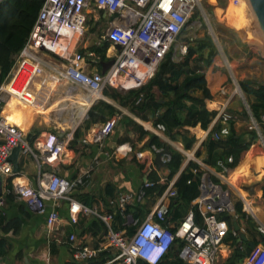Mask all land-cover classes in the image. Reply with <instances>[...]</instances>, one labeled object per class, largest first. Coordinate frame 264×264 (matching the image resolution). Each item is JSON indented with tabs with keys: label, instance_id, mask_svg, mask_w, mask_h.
<instances>
[{
	"label": "built area",
	"instance_id": "1",
	"mask_svg": "<svg viewBox=\"0 0 264 264\" xmlns=\"http://www.w3.org/2000/svg\"><path fill=\"white\" fill-rule=\"evenodd\" d=\"M93 3L112 18L105 31V39L110 42L112 51L107 56L113 59V63L104 73L88 72L81 66L83 55L75 51L76 40L86 30V8L90 0H44L24 47L0 84V176L7 183L8 177L18 175L13 172L9 160L12 149L18 146L19 155L29 154L34 158L38 171L34 184L15 185L16 194L30 211L46 214V224L54 227L59 219L58 207L61 201H66L71 223H77L80 216L101 222L102 231L93 244H84L75 235L69 236L70 251L74 257L69 264H159L165 255H160V252L152 254L147 245L158 247L161 251L168 244L167 248L171 249L177 240L176 254L184 263L219 264L232 252L234 238L237 242L242 241L239 240V227L233 229L230 220L234 223L239 215L257 219L251 206L252 197L258 195L257 186L253 195H249L246 188L233 185V189H227L221 186L224 184L221 179L225 177L226 182L231 184L227 180L230 168L226 162H232V156H228L226 162L221 159L216 162L219 181L201 175L200 194L177 219L179 221L171 217L169 203L166 202L177 196L173 182L159 195L156 203L145 205L149 195L147 189L153 185L148 178L140 183L137 191L119 192L114 198H109L108 208L103 209L99 205H86L74 195L86 185L90 171L73 178L61 176L57 171L60 156L72 140V131L65 136L55 131H43L30 139L26 131L2 115L8 98H14L28 107H38L41 104L40 92L46 96L53 82L67 83L69 97L71 89L83 91L88 98V106L102 99L103 90L108 86L119 90L140 88L154 77L159 64L186 28L193 10L200 11V0H94ZM186 49L183 45V53ZM42 50L66 60L65 64L60 63L61 66H53L44 77V63L40 57ZM120 72L134 77L131 78L134 84L120 85ZM41 75L39 89L34 87V81ZM230 82L233 85L231 96L237 95L244 104L249 118L247 128L256 131L258 138L264 141L261 123L253 116L239 82L234 79ZM142 99L141 92L134 102L139 103ZM157 114L155 112V116ZM120 118V114H116L100 124L94 136L95 142L110 135ZM235 118L225 106L219 108L209 124L212 125V138L218 141L226 138L230 132L229 125ZM261 118L264 121V115ZM139 123L145 131L157 137L166 132L163 123H154L153 120ZM217 124L219 129H215ZM121 148L119 146L117 150ZM192 148L184 149L178 144L172 149L179 151L184 161L197 163L200 169L204 163L194 156ZM148 149L150 153L157 154L165 148L150 144ZM142 154L138 153L140 159L144 158ZM94 160L96 164L99 162L97 158ZM169 161L168 151L161 155V162L166 166ZM45 165L49 166L48 170L43 169ZM2 203L1 194L0 205ZM236 203H241L243 214L237 212ZM138 211H143V216ZM257 231L264 241V222L257 224ZM239 264H264V246L251 248Z\"/></svg>",
	"mask_w": 264,
	"mask_h": 264
},
{
	"label": "crops",
	"instance_id": "2",
	"mask_svg": "<svg viewBox=\"0 0 264 264\" xmlns=\"http://www.w3.org/2000/svg\"><path fill=\"white\" fill-rule=\"evenodd\" d=\"M88 8L89 7L87 6L86 14L90 13L95 20L99 18L97 12H101L103 20H105V22L110 21L111 16L95 7L94 3L92 4L90 10ZM251 25L253 26V23ZM246 28L247 30L244 31L246 32L244 39L248 38V33L250 35L249 38L255 36L256 40L261 43H256L255 47L257 49L258 47H262L264 53V40L261 37L258 29L253 27ZM85 32H87V28ZM241 37L242 36L239 37L240 40ZM93 44H98V42L92 40L91 37H87V35L84 34V36L76 40L75 51L80 52L83 55L81 66L84 68V70L88 72L97 71L102 73V65L98 62V58L93 57L94 54L87 50V48ZM111 51V47H109L107 49L106 56H110ZM40 57L44 63L43 77L47 75L49 71H52L53 66H61L60 63L65 64L66 62L65 59H60L52 52L44 50L41 51ZM174 59L177 60V57H174ZM218 64L226 76L224 79L225 82L217 85L214 88L212 91V97L205 100L206 106L209 109H214L216 112L219 110V108L225 106L229 112L236 116L234 121L231 122L233 128L236 130V132L246 136L247 115L245 111H243V107L240 102L241 99L237 95L231 96L232 89L226 88V86L228 87V85H230L229 71L227 70V66H224L220 60H218ZM259 65L264 67V57H243L242 59L233 61V66L243 69L239 71V69L236 68V72L239 74V77L242 78L240 81L244 79H254L257 81V78L261 74L260 67L258 68ZM223 66L225 67L226 71ZM262 74H264V72H262ZM129 77H126V79ZM41 78L42 75L35 79L34 87L40 85ZM180 79H182V76ZM132 82L133 81H131V83ZM64 84L66 83L63 81H59L58 83L53 82L49 92H46V96L43 92H40L39 99L41 104L37 108L28 107L24 104L18 103L16 100H14V98H8L6 103L3 105L2 115L4 117L7 115L12 119L9 120L10 122L21 127L30 136H35L36 134L43 131H55L60 136H65L66 133L72 131L71 142L73 141V144L71 146L69 144L64 153L61 154V159L59 160L60 162L57 165V171L61 176L66 178H73L77 175L90 171L86 185L82 186L74 193L75 197L79 201L86 205H99L105 209V207H107L108 199L114 198L119 192L137 191L140 183L145 178H148V174L152 171H154L160 178L159 183L165 185V189L168 188L170 183H177V180L181 176L182 172L186 169L189 162L183 160L179 170L171 178H169V172L166 166L162 165L159 167L155 161L156 154L150 153L148 149V140L151 133L146 131L140 135L138 129H136L137 126L143 129L139 121L153 120L152 115L149 114V112L146 113V118L138 116L132 110V104L130 102H120L118 99H115L114 97L107 94H103L104 97L102 99L95 100L94 103L88 106V98L84 92H82L83 95H75L74 92L80 89H71V96L69 97V94L66 90L67 87H61V85L64 86ZM60 87L61 90H59ZM223 89L224 93H221ZM129 90L130 89H120L118 91H120L122 94H125ZM56 92H58L60 96V101L66 99L67 101L73 103L74 107H76L75 101L83 102V104L80 105L76 111L75 116L71 119V127L68 125V127L62 129L63 126L61 125L63 123H61V125L56 124L57 113L50 112L52 104L44 108L45 112L43 108H40V106L42 107V105H45L49 101L50 97ZM152 92L155 94V96H160V98L162 97L156 86L152 87ZM191 94L197 97H202V91L199 89H193ZM236 97H238L240 100H238ZM100 103H106L111 108L107 109L104 107L105 109H103V113H97L96 111L93 112V120L88 123V112L91 106L98 105ZM189 103L190 102L187 101V104ZM57 109L59 110V107H57ZM116 114H120L121 118L116 124L114 131L110 135L104 137L100 142H95L94 136L96 135L100 124ZM62 121L65 120L63 119ZM211 127L212 125H209L205 130H201L200 128L185 127L183 129L176 130L175 133H173L176 134L175 139L171 138L167 132L161 133L158 135V138L165 142L170 148H175V146L178 144L183 145L181 134L185 129H187L188 132L185 134L189 136L195 135L196 137V141L192 149L194 151V156L204 163V166H200L203 174L212 177V179L215 181H219V178H217V175L220 173L218 168L205 162L207 150L203 142L207 140ZM75 131H77L76 138H74ZM256 145L257 142L252 143L251 148L246 155L247 159H257V152L255 150ZM119 146L122 148L117 150V147ZM138 153H143L142 155L144 158L140 159L138 157ZM95 158L99 160L97 164L95 163ZM18 165L20 167V173L13 176V180L10 182L11 189L8 190V179L7 183L3 180V203L0 205V222L2 226H7L9 222L16 225L18 222L19 230L17 233H14L13 227H10L8 230H4L0 226V239H4L10 243V248L0 256V264H69L73 262L74 257L72 255V251H70L71 242L69 241V236L75 235L77 239L82 240L84 244H93L95 242L94 239L102 231L101 222L93 218H85L80 216L77 223H71L67 210L68 204L66 201H61V204L58 207L59 219L57 220L54 227H49L46 224V214H39L30 211L25 202L20 199L15 192L16 183L34 184L35 178L38 174L36 162L31 155L20 154L18 157ZM260 165H263L264 167V162L255 161L236 172H232L234 170L230 169L227 175L233 174V176L237 177L239 173L242 172H244L246 175L248 174V170L250 171V174H252L253 169L255 167H259ZM43 169L48 170L49 166L45 165ZM255 182V179L252 177L247 181H242L241 184L234 186L236 188H246L252 184H255ZM222 185H225V188H227L225 183ZM256 186V193H258V195L255 194ZM253 189L254 192L252 194L249 193L248 189L247 191L249 195L255 194L251 199V206L255 211L257 219H254L251 216L246 218L243 217V215H239L236 219L239 232L245 235L246 241L237 242L235 240V244L232 247V252L235 249L244 251L246 250L243 258L254 246H264V241L257 231V224L259 222H264L263 189L260 187V185H258V183ZM148 194L149 195L145 204L146 206H150L151 204L153 205L154 202L156 203L160 195L157 192H151ZM177 198L178 197L176 196L166 200L170 206V215L176 220L182 217V215L190 208L189 206L186 210L180 212V206L178 202H176ZM87 202L90 203L88 204ZM173 202L174 205L171 207ZM47 204L49 209L50 202L48 201ZM241 209L243 211L242 206ZM139 214L143 216V211H140ZM240 217H242L241 220H239ZM92 220H95L97 223H99L101 227H90L91 225L89 226V224ZM230 224L232 225V228L235 229L233 220H230ZM77 239L75 240V243L77 242ZM249 241L254 243L253 247L249 246ZM177 247L178 240L172 245L169 251L170 258H172V255L176 251ZM229 255H227V257ZM227 257L224 259H227ZM170 258L167 257V260L169 261ZM243 258L235 264H239ZM162 261L166 263V259Z\"/></svg>",
	"mask_w": 264,
	"mask_h": 264
},
{
	"label": "trees",
	"instance_id": "3",
	"mask_svg": "<svg viewBox=\"0 0 264 264\" xmlns=\"http://www.w3.org/2000/svg\"><path fill=\"white\" fill-rule=\"evenodd\" d=\"M43 2L44 0L0 1V84L4 81L11 69L18 53L24 47ZM184 30L185 29H183V31ZM109 47L110 42L107 39H103L100 43L88 47L87 50L92 52L94 54L93 57H97L98 62L101 63L111 59L106 56ZM205 51H207V54H205ZM174 57L175 55L173 56L170 50L159 64L154 77L140 88L130 89L125 94L109 86L103 90V94L110 95L120 102H130L132 104V110L138 116L146 118V113L149 112V114L152 115L153 122L163 123L166 127V132L173 139L176 138V134L173 133L185 127L200 128L201 130L208 128L216 115V111L214 109H209L206 106L205 100L212 97L214 88L224 83L226 77L224 72L220 69V65L218 64L219 55L209 36L199 38L195 45L189 44L184 54L179 53V55H177V60L174 59ZM181 76L182 79H180ZM239 84L247 97V102L253 116L261 123L262 135L264 136V121L261 118V116L264 115V81L258 83L251 79H244L240 81ZM153 86L158 88L160 95H162L161 98L160 96H155L152 92ZM226 88H231V84L228 85V87L226 86ZM193 89L201 90L202 97L192 95L191 91ZM141 92L143 93V99L139 103H135L136 97ZM187 101L190 103L187 104ZM82 104L83 102L78 103V101H75L76 109L71 111V117L68 123L69 127H71V119L75 116L76 111ZM104 107L107 109L111 108L106 103L91 106L88 112V123L93 120V112L103 113ZM155 112H158L156 116ZM219 127L220 125L217 124L215 129H219ZM229 127V135L222 140H215L212 138L211 134H208L207 140L203 142L207 150L205 162L218 168L216 162L219 159L226 162L227 157L232 156L233 161L230 163L226 162L229 168L234 170L232 172L241 170L246 165L255 161L264 162V159L255 158L249 160L246 157L252 143L258 138L256 131L247 128V135L244 136V134L236 132L232 123H230ZM136 129H138L140 135L146 132L139 126H137ZM187 132L188 130L185 129L181 134L182 144L184 149H191L196 141V137L195 135L189 136L185 134ZM76 137L77 131L74 132V138ZM31 138H33V136H30V139ZM72 144L73 141L70 142V146ZM150 144H155L159 148L169 147L165 142L161 141L153 134L150 135L148 140V146ZM169 153L170 161L166 164V168L169 172V178H171L179 170L183 161V155L170 147ZM192 169L196 171H192ZM202 174L203 171L199 169L197 163L189 161L186 169L177 180V183L174 184L178 197L176 202H178L180 206V212L191 206L192 200L200 194ZM12 178L13 177L8 178V190L11 189L10 182ZM148 179L153 182V185L147 189V193L157 192L160 194L165 189V185L159 183L160 178L154 171L148 174ZM217 181L218 180H216V182ZM221 186L225 188V185ZM261 188L263 189L264 196V184ZM87 203L89 204L90 202ZM173 205L174 202L171 207H173ZM236 210L238 213L243 214L239 203H236ZM0 226L4 230L13 227L14 233H17L19 230L18 222L16 225L9 222L7 226H2L0 222ZM89 226L101 227L95 220H92ZM9 248L10 243L4 239H0V256ZM245 253L246 250L235 249L227 259L224 260L223 264H235L243 258ZM169 254V252L165 254L164 258L166 259V263L161 261L159 264H184V262L178 258L176 251L172 255V258H170ZM167 257L170 258L169 261Z\"/></svg>",
	"mask_w": 264,
	"mask_h": 264
},
{
	"label": "rangeland",
	"instance_id": "4",
	"mask_svg": "<svg viewBox=\"0 0 264 264\" xmlns=\"http://www.w3.org/2000/svg\"><path fill=\"white\" fill-rule=\"evenodd\" d=\"M93 1L94 0H90V4L88 5L89 10L92 7ZM199 9L200 11L197 9L193 10L192 15L188 19L185 30L171 46L170 50L172 51L173 56L175 55V57H177L179 53L184 54L182 51L183 45H185L186 47L189 44L195 45L197 44L199 38L209 36L216 51L218 52L219 55L218 60H220L224 66L226 65V63L228 65L226 66H227V70H229V80L232 81V79H234L237 82H239L242 79L239 77V74L236 72V68L239 69V67L233 66V61L242 59L243 57H264L263 48L258 47L257 49L255 47L256 43L259 42L256 40L255 36L249 38L250 35L248 33V38L244 39V35L246 34V32L244 31L247 30L246 27H250V28L253 27L255 29H258L261 37L264 40L263 34L257 25L255 16L249 7L248 1L247 0H200ZM97 14L99 15V18L95 20L90 13H87V20H86L87 32H85L84 34H86L87 37H91L92 40L100 43L103 39H105V31L109 26L110 21L105 22V20H103L102 18L101 12H97ZM252 23L253 26L251 25ZM240 36H242L241 40L239 39ZM258 44L261 43L259 42ZM54 48L57 49L59 47H54ZM205 54H207V51H205ZM259 67L261 70L260 76L257 78V81L253 79L255 82L258 83L264 81V74H262V72H264V67H261L260 65L258 66V68ZM240 70L243 69H239V71ZM124 76L125 78L129 77L127 75ZM129 78H134V77H129ZM131 81H133V79ZM119 83L122 86H132L134 84V83H129V85H124L120 81ZM230 84L232 89L233 85L231 82ZM37 87L39 88L40 85H38ZM61 87L66 88L67 83L64 84V86L61 85ZM61 87L59 88V90H61ZM113 89H117V88H113ZM82 92L83 91L78 90L75 91L74 94L83 95ZM238 100L240 99L238 98ZM246 101H248L247 97H246ZM240 102L242 104L244 111L245 108L244 104L241 100ZM50 104H52V108H50V112L57 113L56 124L61 125V123H63L61 125L63 126L62 129L68 127L69 125L68 123L71 117V111L73 109H76L73 103L67 100L60 101V96L58 92H56L50 97L49 101L45 105H42V107L40 106V108L41 109L43 108L44 110V108H46ZM57 107H59V110L57 109ZM63 119L65 121H62ZM246 120L247 123H249L248 116H246ZM246 130H248L247 125H246ZM254 142H257L255 149L257 152V158L263 160L264 141L261 138H257ZM247 172L248 174L246 175L244 174V172L239 173L237 177L233 176V174L227 175V180L232 185L226 182V177L221 179L222 183H225L227 185V189H233L234 188L233 185H239L242 183V181H247L248 179L253 177L256 181L255 183H258V185L262 187V185L264 184L263 165H260L259 167H255L252 171V174H250L249 170ZM241 218L242 217H240L239 220H241ZM224 260L221 261L219 264H223Z\"/></svg>",
	"mask_w": 264,
	"mask_h": 264
},
{
	"label": "water",
	"instance_id": "5",
	"mask_svg": "<svg viewBox=\"0 0 264 264\" xmlns=\"http://www.w3.org/2000/svg\"><path fill=\"white\" fill-rule=\"evenodd\" d=\"M247 1H248V4H249L251 11L253 12V14L255 16L257 25H258V27H259V29L262 32L263 37H264V0H247ZM112 63H113V59H110L106 62H101V65H102L101 72L104 73L107 70V68L111 66ZM168 151H169L168 147H165L164 151L156 154L155 161L159 165V167L162 165L164 166V164L161 162V155L163 153L168 152ZM19 152H20V147L17 146V147L12 149V151L9 155V160L12 162V167H13L14 173H20V167L18 165ZM256 184L257 183L246 187L250 194H252L254 192L253 188ZM2 190H3V180H2V177L0 176V195L2 194ZM234 228L238 229V225H237L236 221L234 222ZM239 237H240L239 240L246 241V237L243 233H240ZM248 244L251 247L254 246L253 242L249 241ZM184 264H187V263H184Z\"/></svg>",
	"mask_w": 264,
	"mask_h": 264
},
{
	"label": "clouds",
	"instance_id": "6",
	"mask_svg": "<svg viewBox=\"0 0 264 264\" xmlns=\"http://www.w3.org/2000/svg\"><path fill=\"white\" fill-rule=\"evenodd\" d=\"M162 241V240H161ZM163 245H164V243H163ZM169 245V244H168ZM168 245H165L164 246V248H163V250H161L160 251V249L158 248V247H156V248H152V246H150V245H147V248L149 249V250H151V253L153 254H155V253H159L160 252V255H165L166 254V252H169L170 251V249L169 248H167V246Z\"/></svg>",
	"mask_w": 264,
	"mask_h": 264
},
{
	"label": "bare ground",
	"instance_id": "7",
	"mask_svg": "<svg viewBox=\"0 0 264 264\" xmlns=\"http://www.w3.org/2000/svg\"><path fill=\"white\" fill-rule=\"evenodd\" d=\"M56 49V48H55ZM57 49H59V48H57ZM118 80H120L122 83H124V84H129V83H131V80L132 79H129V78H125V76H124V74H122L121 72L119 73V76H118ZM40 89V88H39ZM66 100V99H65ZM79 103V102H78ZM81 103V102H80ZM5 115V114H4ZM9 120L11 119V118H9L7 115H5ZM12 120V119H11Z\"/></svg>",
	"mask_w": 264,
	"mask_h": 264
}]
</instances>
